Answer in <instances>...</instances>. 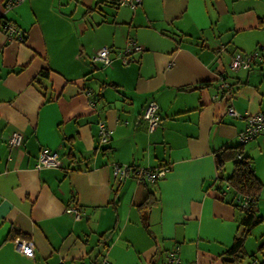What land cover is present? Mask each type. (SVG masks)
<instances>
[{"label":"crops","instance_id":"1","mask_svg":"<svg viewBox=\"0 0 264 264\" xmlns=\"http://www.w3.org/2000/svg\"><path fill=\"white\" fill-rule=\"evenodd\" d=\"M0 20L24 33L0 28V264H160L176 247L179 264H224L243 210L217 182L216 153L240 145L245 114L264 111V0H24L9 10L0 0ZM128 38L142 50L122 64ZM102 46L110 64L90 59ZM254 51L248 68L229 67L234 53ZM149 100L161 117L152 131L141 117ZM99 121L112 130L104 145ZM11 131L23 138L9 148ZM43 148L57 166L36 167ZM240 151L263 183V221L237 264H259L264 139ZM114 163L170 170L152 183L132 170L118 179ZM231 168L226 160L224 174ZM149 191L156 203L143 219Z\"/></svg>","mask_w":264,"mask_h":264},{"label":"built area","instance_id":"2","mask_svg":"<svg viewBox=\"0 0 264 264\" xmlns=\"http://www.w3.org/2000/svg\"><path fill=\"white\" fill-rule=\"evenodd\" d=\"M24 0H2L4 10H9L14 6L20 4ZM119 4L123 5H137L141 0H117ZM2 31L7 35L8 38H13L19 41L24 39V33L22 30L17 28L13 23L5 21L4 24L0 25ZM223 49V47H221ZM142 46L138 44L132 38H128L125 46L117 53L120 57L122 64H127L131 61L132 56L136 52H140ZM110 48L108 46H102L94 51L90 59L92 62H101L103 64H110L111 55ZM257 55V51L250 53H241L236 52L232 55L229 67L232 70H238L241 67L248 68L250 62ZM223 88H228V82L223 81L221 83ZM227 113L235 115L236 112L234 108L230 105L226 109ZM141 117L147 123L148 130L152 131L160 123V114L157 103L154 100H149L144 105V108L141 113ZM246 124L245 127L238 132V139L240 143H245L251 139H254L258 136L264 139V111H258L255 113L245 114L244 116ZM99 128V144L104 145L108 142L112 130L106 125L105 122H98ZM23 135L20 131H11L7 135V146L9 148L13 146H18L22 142ZM238 157H241V154H238ZM59 164V158L55 151L43 148L39 151L36 160V167H50L57 166ZM130 170L133 171L136 178L140 180H145L148 182H154L157 179L163 178L167 172L170 170L168 165H161L158 167H133L128 164L114 163L112 166V175L115 178H123ZM227 186V185H226ZM228 188V186H227ZM243 206L247 204V200L243 199ZM67 211H73L76 216H78L79 211L75 208H68ZM16 248L18 251L24 254H29L32 252V243L26 240L18 238L16 241ZM179 249L176 247L169 252L168 256L160 264H179ZM57 264H66L63 260ZM91 264H109V260L106 256H102L100 259L93 260Z\"/></svg>","mask_w":264,"mask_h":264},{"label":"trees","instance_id":"3","mask_svg":"<svg viewBox=\"0 0 264 264\" xmlns=\"http://www.w3.org/2000/svg\"><path fill=\"white\" fill-rule=\"evenodd\" d=\"M4 23L5 21L0 20V25ZM48 73V69H42L38 72V76L35 77L34 80L38 82L40 88L41 84L37 78H47ZM241 144L243 143L236 146H226L222 148L219 152V158H217V182L220 185L226 183L228 186L227 191L233 193L234 199L236 198L235 206L243 210L242 217L239 221V228L233 237L232 243L222 253V261L224 264H237L247 255L244 248L245 240L249 236L251 230L263 221V217L257 209V200L263 187V183L254 174L250 159L241 154ZM238 154H241V157H238ZM226 160L232 161L231 171L227 175L224 174V164ZM216 188L219 189L220 187L217 186ZM243 199L247 200L245 206L242 204ZM155 203L156 197L149 191L138 205L143 211V219H145V212ZM108 232L109 231L104 232L100 237L105 239L109 235ZM14 236L15 235L13 234V237ZM259 264H264V259Z\"/></svg>","mask_w":264,"mask_h":264},{"label":"water","instance_id":"4","mask_svg":"<svg viewBox=\"0 0 264 264\" xmlns=\"http://www.w3.org/2000/svg\"><path fill=\"white\" fill-rule=\"evenodd\" d=\"M216 156L219 158V152L216 153Z\"/></svg>","mask_w":264,"mask_h":264}]
</instances>
